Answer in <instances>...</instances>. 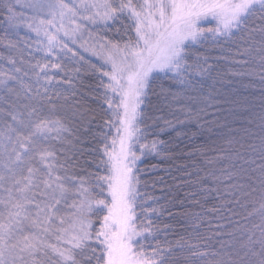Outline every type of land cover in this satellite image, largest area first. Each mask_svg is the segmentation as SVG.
Here are the masks:
<instances>
[{"label": "snow or ice", "instance_id": "snow-or-ice-1", "mask_svg": "<svg viewBox=\"0 0 264 264\" xmlns=\"http://www.w3.org/2000/svg\"><path fill=\"white\" fill-rule=\"evenodd\" d=\"M0 264H264V0H0Z\"/></svg>", "mask_w": 264, "mask_h": 264}, {"label": "trees", "instance_id": "trees-1", "mask_svg": "<svg viewBox=\"0 0 264 264\" xmlns=\"http://www.w3.org/2000/svg\"><path fill=\"white\" fill-rule=\"evenodd\" d=\"M205 47L210 48L209 45H206ZM212 55H215V53H212ZM174 135L175 134L173 133L172 136ZM151 138L152 137L149 136V140H151ZM160 138L167 140L169 139V136L164 135ZM199 142L200 141L197 140V143ZM177 144L179 147L176 146ZM187 145V139L175 141L173 144V150L177 153H181L182 150L187 151ZM191 163L192 161L188 160L182 154L178 159L175 160H166L162 157L148 154L142 158V162L139 163V167L142 169H147V172L142 174V178L145 179L149 185H151L153 180H157L155 187H149L147 190L155 196L162 197L163 199L161 200V203H164L166 199L171 197H176L177 200L184 197V194L188 191V188L182 184L181 178L183 177V173L177 171L176 169L178 165H190ZM153 165L156 166L155 169L152 168ZM160 178H162V180ZM169 207L173 212H177L179 210V205H176L175 207L169 205ZM162 219L164 222L172 224L177 233L183 232L181 222H179L178 218L176 220H171L168 218L167 214H165ZM161 238L163 239V236ZM169 238H172L171 234L169 235Z\"/></svg>", "mask_w": 264, "mask_h": 264}, {"label": "rangeland", "instance_id": "rangeland-1", "mask_svg": "<svg viewBox=\"0 0 264 264\" xmlns=\"http://www.w3.org/2000/svg\"><path fill=\"white\" fill-rule=\"evenodd\" d=\"M207 26V25H206Z\"/></svg>", "mask_w": 264, "mask_h": 264}]
</instances>
